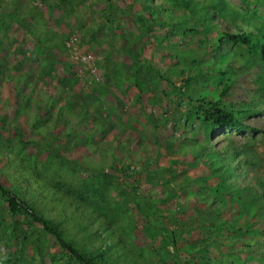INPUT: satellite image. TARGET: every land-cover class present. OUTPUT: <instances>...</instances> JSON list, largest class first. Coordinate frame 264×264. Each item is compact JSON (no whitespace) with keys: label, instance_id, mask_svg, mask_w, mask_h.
<instances>
[{"label":"trees","instance_id":"16d2710c","mask_svg":"<svg viewBox=\"0 0 264 264\" xmlns=\"http://www.w3.org/2000/svg\"><path fill=\"white\" fill-rule=\"evenodd\" d=\"M3 1L0 0V9L4 8ZM56 1L50 4V11L59 6L66 16L76 14V28L83 36L82 48L85 45L91 49L103 47L109 56H124L131 63H117L110 71L111 65L103 61L106 67L104 83H96L93 89L98 94H92L83 84L82 90L76 91L75 85L80 82L75 73L61 77L49 69L57 62H65L54 56L44 57L40 74L58 82L55 95H47L39 89L30 71H21L16 76L11 74L14 70L4 57L5 42L14 44L8 35L11 21L20 24L37 44H43V38L30 22L33 16L38 17L36 7L23 14L0 10V88L2 81L14 82L16 93V103L12 107L14 115L10 116L6 106H0V133L7 131L11 136L5 143L0 141V161L19 176V184L13 187L5 185L0 178V227L8 237L6 247L11 249L12 244H19L16 252L7 255L6 263L23 264L26 241L37 245L42 253V242L52 237L54 245L62 250L61 257L72 259L75 264H153L129 246L125 232L132 237L131 230L117 226L118 220L123 218L122 199L126 202L131 199L145 215L144 229L149 232L156 226L163 234L165 247L170 252L162 258L165 263L264 264V168L259 155L251 148V141L239 147L233 139V135L250 133L255 137L256 133L264 134L261 127L248 122L264 113V0H237L239 3H235L236 0H132L125 5L108 0L99 21L93 20L98 22L93 27L86 25L78 11L89 5L88 0ZM17 2L14 0L13 8L18 6ZM76 2L82 6L77 7ZM133 19L130 28L128 23ZM119 39L124 42L119 44ZM164 41L168 45L160 59L170 63L162 67L154 61L161 52L157 47L149 57L144 56V50L152 44L154 47L162 45ZM254 68L258 70L254 72ZM250 72L257 86L253 91L256 97L234 102L232 98L239 79ZM163 83L168 84L167 89L160 87ZM126 85L137 89V99L143 108L146 104L143 99L148 95L150 104L163 105L162 97H166L182 112L183 121L175 117L173 128L174 134L183 129V142L180 143L178 137L174 141L176 145L168 146L169 150L176 151L169 166L155 164L161 153L159 157L150 156L152 145L157 146L159 152L158 137L146 129L138 130L133 122L130 127L149 146H142L146 159L140 158L135 166L134 161H127L133 158L134 148L132 137L126 135L128 126L123 122L122 113L115 111L113 120L109 111L100 109L102 99L112 94L109 90L116 87L123 92ZM42 93L46 94V102H37V95ZM61 101L65 103L59 105ZM120 102L121 111H124L125 103ZM75 108H80V112L75 113ZM162 108L164 115L159 124L167 128L171 112L167 105ZM55 113L57 117L52 120ZM67 114L79 120L75 123ZM91 115L92 125L89 124ZM142 115L145 126L150 125L151 130L159 128L153 110L148 112L144 108ZM21 116L26 118L25 125L19 123ZM215 135L225 136V146L219 151L213 143ZM60 142L70 150V155L58 144ZM102 143L107 144L106 149L101 148ZM82 150L90 153L87 165L81 158L73 157ZM100 150L106 153L112 150L114 159L110 169L113 172L104 166L98 169L92 165V154ZM179 152H186L183 159L175 157ZM189 152L193 153L192 161H187ZM182 164L193 169L201 165L209 169L203 175L188 174L174 189L171 181L182 172L179 169ZM146 182L154 189L161 186L164 197H157L154 192L147 195L142 190ZM33 195L42 200H69L74 211H84V215L104 229L110 240L107 248L90 251L80 247L68 237L62 222L37 208ZM184 195L196 204L193 208L195 218L191 214L188 216L193 222L183 225L177 232L154 223L159 207ZM180 208L182 214L190 212L187 206ZM178 212L175 208L169 209L167 216L172 218ZM7 216L12 218L11 223ZM242 218L245 223H240ZM6 224L10 229L5 228ZM20 228L25 231L20 233ZM195 230L199 235L186 238V234L190 236ZM230 236L232 239H228ZM236 244L241 245L240 249ZM113 246L123 248L122 252L117 250L121 255L118 262L112 261ZM223 246L230 249L219 252L217 257L215 249ZM41 264L44 263L41 261Z\"/></svg>","mask_w":264,"mask_h":264},{"label":"rangeland","instance_id":"374dc122","mask_svg":"<svg viewBox=\"0 0 264 264\" xmlns=\"http://www.w3.org/2000/svg\"><path fill=\"white\" fill-rule=\"evenodd\" d=\"M17 7L13 8V2L14 0H4L3 1V9H0L3 12H9V10H13L14 12H18L20 14H23V12L27 11L29 8H32L35 6L36 15L38 17L33 16L30 19V22L32 23L33 27L36 28L39 37L43 38V44L39 43L37 44V41L33 39V37L29 34H27L24 29L21 27L20 24H18L15 21H11V29L8 32V35L13 39L14 44H10V42H5L3 49L5 50L4 57H6V62L10 64V67L13 68L14 71L11 72L13 75L20 74L21 71H30L32 74V78L37 83V86L39 89L44 90V92L47 95L53 96L55 95V92L57 91L56 85L57 80H52L48 78V76H43L40 74L41 64L43 62V58H50L51 56H54L57 58V60H60L61 62L70 63L72 66L66 65L65 63H55V65H52L49 67L50 70H53L55 74L61 76V77H68L72 76L71 73H75L76 77L79 79L80 83H77L75 85L76 91H81V85H84V88L90 92V93H96L93 87L95 84H103L104 83V74L103 71L106 69V67L103 65V61L107 60V63H109L111 66L108 67V70H113L114 66H117V63H126L127 65H130V60L127 57L124 56H112L107 54V50H103V47L101 48H95L91 49L89 45H85L82 48V32H80L77 28V18L76 14H73L72 16H66L62 13L61 8L59 6H55V8L50 11V4H56V0H16ZM81 1V0H79ZM132 0H117V2L122 5L124 3L128 4ZM108 0H88L89 5L86 8H80L78 11H81L82 16L84 17L85 23L88 27L97 26L98 22H93V20L99 21L101 18V12L102 10L107 6ZM235 3H239V1H235ZM77 4V2H76ZM82 5L79 3L77 4V7H81ZM117 15V14H116ZM41 16V17H40ZM40 17V18H39ZM116 17H119L118 15ZM123 19V18H122ZM134 24V19L131 20V23H128V26L131 28V25ZM174 36V35H173ZM70 37V38H69ZM119 44H122L124 42L123 39H119ZM53 45V46H52ZM168 43L167 41L162 42L154 47V44H152L150 47H146L144 50V56L149 57L153 50L157 47L159 49L160 54L157 55V58L154 60L155 64L161 65L164 67L166 63H170L169 60H166V62H161L160 56L165 51L164 49L167 47ZM65 47V48H64ZM106 48V47H105ZM66 49V50H65ZM31 53H34L33 56ZM22 64V65H21ZM253 76L252 72L241 76L239 79V84L237 85V88L235 90L234 98L232 100L234 102L238 101H245V100H251L252 96H254V92L256 89V85L252 82ZM162 89H167L168 84L163 83L162 86H160ZM110 93L116 94V96H113L112 94L107 95L105 99H102L103 102L101 103L100 109H104V111H109L112 114L113 120H115V111H120L122 113L123 122L125 123L127 127L126 135L127 137H132V147L134 148L133 152V158L129 159L127 161H134L133 165H136L137 160L146 159V151L143 150L142 146L148 145L146 143V140H143L142 137H140V134L137 132H134V129L130 127V124L133 122L134 127L138 128V130L146 129L145 131H148V133L153 134L154 136H157L161 147L159 148V152L157 151V146H151V157H159V153H161V156L158 158L156 165H162V166H169V161L171 158H173L174 153L176 151L172 149L169 150L168 146L173 143V145H176L175 138L179 137V142H183V135L184 131L183 129H179L178 134H174V124H175V117L179 118V122L183 121V117H181L182 112L178 111V106L175 103H171L166 97H162L163 99V105L157 104L153 105L150 104L148 101V95H146L143 99L144 102H146L144 108L148 112H151L153 110L154 114L158 117L155 120L156 124L160 123L161 117L163 114V106L167 105L169 107V111L171 112V119L169 120L167 124V128L165 126H162L159 124V128L155 130H151L150 125L145 126L146 120L144 119V116L142 115L144 108L139 103V100L137 99V89L134 87H129L126 85L123 89V92L118 90L116 87H113V89L109 90ZM114 91V93H113ZM153 93V92H151ZM46 94L42 93L40 95H37V102L39 100L45 101ZM154 94V93H153ZM97 96V95H95ZM98 97V96H97ZM121 99L124 103V111H121ZM46 102V101H45ZM16 103V93H15V86L14 82H8V81H2L1 88H0V106H6L8 109L7 112H9L10 116L14 115V111L12 107ZM36 103V101H35ZM33 103V104H35ZM65 102L61 101L59 105H63ZM32 104V105H33ZM99 104V103H97ZM39 106V104H38ZM78 106V105H76ZM36 107V106H35ZM75 113L80 112V108H75ZM10 110V111H9ZM57 111V108L54 109ZM1 111H5L3 108ZM93 114V110L90 112ZM93 115L89 118L90 123L93 122L94 119L92 118ZM56 113L53 116L52 120L56 118ZM66 117V116H65ZM67 117L69 119H72L75 123L79 120L74 118L73 115L67 114ZM12 119V118H11ZM92 119V120H91ZM162 121V120H161ZM26 118L25 116H21L19 118V123L21 125L26 124ZM250 124L255 125L257 127H261L262 130H264V113L256 116L254 118H251L248 121ZM145 127V128H144ZM143 128V129H142ZM12 133H14L12 131ZM10 134L7 133V131L0 133V141L2 140L4 143L6 139L10 138ZM225 137V136H224ZM223 135L222 136H214L213 137V143L216 144V149L219 151L225 146V141ZM233 139L237 146L241 147L244 144H246L248 141L250 142V145H252V149H254L257 154L260 157V163L263 165L264 168V135L262 133H256L255 137L254 134L247 133L245 135H233ZM254 137V138H253ZM148 138L151 140V135L148 136ZM226 139V138H225ZM177 140V139H176ZM193 143V141H190ZM189 142V143H190ZM141 143V146H139ZM62 146V143H58ZM144 144V145H143ZM67 146V144H64ZM190 145V144H188ZM214 145V144H213ZM102 149H106L104 147H107V144L103 143L101 144ZM172 147V146H171ZM63 150L67 155H70V150H68L66 147L62 146ZM190 150V149H188ZM106 153V151H104ZM100 150L97 153L92 154V158L90 160L93 161L94 166L98 169L104 168L107 169V171H112L110 169V163L113 161V153L112 150L107 152L106 154ZM116 153H118L116 151ZM169 153V154H168ZM182 153V154H181ZM179 152L176 154L175 157L178 158H184V155L186 152ZM85 150H82L79 154L74 155L73 157L81 158L82 162L84 164H89L87 162V158L89 157ZM119 156H122L120 153H118ZM189 156L187 157V161L193 160V153L189 152ZM2 154H0V157ZM4 162L0 161V178L2 179L3 183L7 185L8 187H13L15 184H19L17 181L18 174L15 173L13 169L8 168ZM179 169H182V172L179 176H177L175 179H172L171 181V187H174V189L178 188L180 184L183 183V180H185L186 176L189 175H195V174H206L208 171V167L206 166H200L197 169H193L192 167L182 164ZM252 172L249 174V177L252 176ZM245 179V176H243ZM146 183H143L144 186H142V190L147 192V195H150V193H153L157 195V197H164V191L163 188L160 186L159 188L154 189L151 185H146ZM22 196H24L23 192L20 193ZM33 194V193H32ZM34 197V195L32 196ZM119 198V197H117ZM36 200V205L39 210H41L46 216L55 219L57 221L62 222L68 237L76 241V243L82 247L89 249L90 251H96L98 249H104L107 248V242H109V238L107 233H105L104 229L99 228V224L92 221L87 217V215H84V211L82 212H76L71 208L69 200L67 201H61L57 198L55 199H47L42 200V198L34 197ZM122 199V198H121ZM121 205L123 207V218L118 220L117 226H119L122 229H126L133 233V236H129L128 232H125L126 241L128 242L129 246L131 245L132 249L135 250L136 254L142 255L145 259H149V262L152 261L153 264H168L163 262L162 258L165 254L168 253V249L165 247V242L163 241V234L158 232L156 230V226L152 228L151 231H147L144 229L143 225L146 223L145 215L142 214V212L136 207V205L132 202L130 199L129 202H126L122 199ZM162 205V204H160ZM195 205L192 201L190 202L189 199L186 198V196H180L162 207H159V213L156 214V222L160 226L165 227L167 230L170 231H179L183 225L188 224V222L192 221L189 216V214L193 215L192 217L195 218V212L193 208H195ZM181 206H187L189 208L188 215L182 214L180 212ZM175 208L176 211H179L177 214H175L172 218H169L167 216V212L169 209ZM0 210H1V204H0ZM229 217V216H228ZM95 219H98L97 217ZM245 218H242L240 223L244 222ZM8 223H11L12 218L10 216H7ZM154 221V220H153ZM184 227V226H183ZM3 227H0V264H10L6 263L7 261V255L9 253L16 252L18 250L19 244L14 243L12 244L13 247L9 249L6 247L8 237L3 234ZM5 228L8 229V224L5 225ZM25 228V227H24ZM20 228V233L25 231V229ZM10 229V228H9ZM199 235V232L195 230L190 236L185 235L186 238L192 239L193 237H196ZM259 237V236H258ZM256 236L257 239H260ZM228 239H232L230 236ZM7 241V242H6ZM236 241V240H234ZM261 241V239H260ZM227 242V240H225ZM42 253H39V250L37 248V245L30 243V241H26V243L23 245V251L25 253L24 256V262L23 264H75V261L72 259L65 260L61 257V249H58L54 245V239L52 237H48L46 242H42ZM124 243V242H123ZM116 244V243H115ZM237 247L240 249L241 245L236 244ZM122 246H118L117 248L115 246L112 247L113 255H112V261H119L121 260V255L119 252H122ZM219 250L215 249L214 251L216 253V256L219 257V252L226 251L227 249H230L229 246L226 248V246L219 247ZM119 250V252H117ZM170 251V250H169ZM184 259H186L185 255H182ZM60 259V260H55ZM119 259V260H118ZM250 261V260H249ZM249 264H261L260 262H248ZM214 264H219V261H217ZM223 264L225 262L223 261Z\"/></svg>","mask_w":264,"mask_h":264},{"label":"clouds","instance_id":"9594fccd","mask_svg":"<svg viewBox=\"0 0 264 264\" xmlns=\"http://www.w3.org/2000/svg\"><path fill=\"white\" fill-rule=\"evenodd\" d=\"M258 70V68H254V72H256ZM253 81V80H252ZM255 85H256V83H255ZM255 95V94H254ZM255 97H256V95H255ZM263 134V133H262ZM264 135V134H263ZM214 137V136H213Z\"/></svg>","mask_w":264,"mask_h":264}]
</instances>
